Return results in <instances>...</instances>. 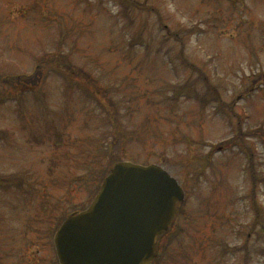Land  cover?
Here are the masks:
<instances>
[{
    "label": "rangeland",
    "instance_id": "374dc122",
    "mask_svg": "<svg viewBox=\"0 0 264 264\" xmlns=\"http://www.w3.org/2000/svg\"><path fill=\"white\" fill-rule=\"evenodd\" d=\"M262 17L264 0H0V264H58L54 231L114 158L184 190L155 264H264Z\"/></svg>",
    "mask_w": 264,
    "mask_h": 264
},
{
    "label": "water",
    "instance_id": "95a60500",
    "mask_svg": "<svg viewBox=\"0 0 264 264\" xmlns=\"http://www.w3.org/2000/svg\"><path fill=\"white\" fill-rule=\"evenodd\" d=\"M183 198L160 166L115 163L88 207L55 231L58 264H151Z\"/></svg>",
    "mask_w": 264,
    "mask_h": 264
},
{
    "label": "trees",
    "instance_id": "16d2710c",
    "mask_svg": "<svg viewBox=\"0 0 264 264\" xmlns=\"http://www.w3.org/2000/svg\"><path fill=\"white\" fill-rule=\"evenodd\" d=\"M38 67L34 69V71L29 74V76L26 77H22V79L26 82H28V85H26L24 87L23 91H29L31 89V91L33 90L32 88L39 85L41 82H43L44 80V73L40 74L38 73ZM79 78L77 74H72L71 77L67 80V85L71 86L73 84V78ZM85 78V85H87L88 88H91L90 92L87 91V93L85 92V94L89 97H92V99H94V97H98V103L102 106L101 109L103 110L105 119H106V123H109L113 120L114 116L111 113L110 108V104L108 103L109 101V97L106 95L104 89L102 87H100L96 81H93L91 79V77L89 75H84ZM40 91V89H38L35 92ZM180 89L176 88L173 91V94L171 96H169V99L173 102H176V100L179 98L178 93H179ZM186 91V95L189 96L190 94L194 93L193 90H191L189 87L185 90ZM96 94L100 95V96H96ZM40 96H41V92H40ZM39 96H38V100H39ZM109 108H108V107ZM110 144V143H109ZM249 149V148H248ZM250 150V149H249ZM249 152V151H248ZM116 158H114L113 160H111L112 162H116L119 160H115ZM251 160V159H250ZM250 162V161H249ZM253 172H251V180H252V184H254V179H253ZM245 248V247H244ZM240 249L238 247H229L227 248H223L220 252V257L221 259L224 258L226 255H228L229 253H236L238 252ZM157 262V261H156ZM155 262V263H156Z\"/></svg>",
    "mask_w": 264,
    "mask_h": 264
},
{
    "label": "flooded vegetation",
    "instance_id": "af4514ba",
    "mask_svg": "<svg viewBox=\"0 0 264 264\" xmlns=\"http://www.w3.org/2000/svg\"><path fill=\"white\" fill-rule=\"evenodd\" d=\"M262 23H260V25H261ZM261 32H262V34L264 35V24H263V26L261 27Z\"/></svg>",
    "mask_w": 264,
    "mask_h": 264
}]
</instances>
